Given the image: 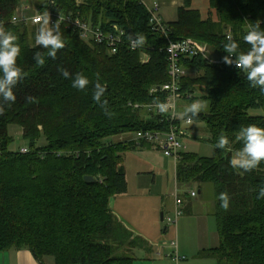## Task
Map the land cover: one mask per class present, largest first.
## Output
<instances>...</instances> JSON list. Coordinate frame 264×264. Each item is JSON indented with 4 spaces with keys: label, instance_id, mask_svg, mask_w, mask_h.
Here are the masks:
<instances>
[{
    "label": "trees",
    "instance_id": "obj_1",
    "mask_svg": "<svg viewBox=\"0 0 264 264\" xmlns=\"http://www.w3.org/2000/svg\"><path fill=\"white\" fill-rule=\"evenodd\" d=\"M21 3L0 0V22L18 37L17 64L24 71L14 88L15 103L5 105L0 115V264L11 250L29 251L38 264H133L134 259L121 252L136 243L120 227L110 201L128 192L126 153L148 145L137 146L134 134L168 131L163 116L145 107L156 98H167L162 92L151 93L170 80L162 51L167 41L151 32L149 14L138 0H41L34 3L38 12L80 17L106 33L124 31L126 41L137 32L147 37L142 49L124 45L111 55L105 45L86 42L79 31L61 24L65 47L52 59L47 49L35 45L39 26L12 23ZM194 6V0H184L177 19L165 21L170 37L206 45L217 58L228 55L223 50L228 35L246 51L250 45L243 36L249 26L260 21L264 29V0H208L205 18ZM38 51L45 56L42 67L33 58ZM59 67L73 76L83 73L88 88H73ZM185 67L191 75L181 83L182 101L191 104L203 93L199 100L207 108L193 121L206 123L213 148L212 157L182 154L176 169L179 187H196L202 195L207 186L214 189L220 245L201 255L218 264H264V199H256L264 186V162L240 174L229 163L232 152L215 147L224 134L230 148L239 149L240 127H264V94L232 66L220 68L194 59ZM97 73L107 85L111 118L92 99ZM29 96L38 102L28 103ZM11 127L22 132L27 154L12 149ZM122 136L128 140L113 142ZM90 176L95 183L85 180ZM221 192L230 197L227 210L220 206Z\"/></svg>",
    "mask_w": 264,
    "mask_h": 264
},
{
    "label": "clouds",
    "instance_id": "obj_2",
    "mask_svg": "<svg viewBox=\"0 0 264 264\" xmlns=\"http://www.w3.org/2000/svg\"><path fill=\"white\" fill-rule=\"evenodd\" d=\"M30 19L32 23L40 25L35 35V45L47 49V56L55 59L57 52L65 47L59 20L55 24H50L51 17L48 12ZM128 40L130 47L137 49L146 44L147 37L143 33L137 32L129 34ZM17 41L18 37L11 30H7L3 22H0V115L5 113V105L10 106L15 103L14 88L24 78V71L17 64V60L21 55V47ZM243 41L250 45V48L246 51L240 49L239 42L233 39L231 35L227 36V42L223 45V50L228 55L222 58L223 62L229 66L234 65L243 72L251 87L258 88L260 93L264 94V29L260 27V21L249 26L243 36ZM177 48H179V45L171 43L168 51L175 53ZM232 57H235V59H232ZM33 58L37 65L44 66L46 62L44 54L38 51ZM58 71L63 78L70 79L71 86L77 90L84 91L90 84L88 77L83 73H76L73 76L63 67H59ZM96 75L97 81L92 88V99L100 105L104 114L111 118L113 113L109 111L108 101L105 99L107 85L100 83L99 74ZM27 102L35 103L38 101L35 97L29 96ZM151 107H154L160 114L171 112L173 118L178 115L191 124L194 117L206 110L207 103L197 99L177 113L175 111V98L170 96L165 101L156 98ZM236 140L242 144V147L234 151L230 148L229 138L224 134L218 137L215 144L218 149L232 152L229 163L233 169L241 170L240 174H243L256 169L264 162V127L255 124L242 126L237 131ZM218 199L221 202V208L227 210L230 206L228 193L221 192ZM256 199H264V186L259 188Z\"/></svg>",
    "mask_w": 264,
    "mask_h": 264
},
{
    "label": "rangeland",
    "instance_id": "obj_3",
    "mask_svg": "<svg viewBox=\"0 0 264 264\" xmlns=\"http://www.w3.org/2000/svg\"><path fill=\"white\" fill-rule=\"evenodd\" d=\"M41 0H22L21 6L28 5L32 7V11L30 14H35V4L36 2ZM158 1V0H157ZM163 4L161 6L160 15L162 18L167 21H175L178 16V6H173L171 4L172 1H177L180 4L184 3V0H160ZM160 1H158L160 3ZM161 5V3H160ZM194 7L199 9L202 13V16L205 18L208 15V0H194ZM191 75V74H190ZM195 76V74H193ZM203 96V93L198 92L196 94V98L200 99ZM187 105L183 101H179V112L183 110V108ZM180 118V117H179ZM180 121L185 126V120L180 118ZM185 135H189V138L183 139L181 138L185 149V153H194L198 154L202 157H212L213 156V148L210 145L209 133L207 131V126L205 122H197L193 121L190 127V132L183 130ZM10 134L14 138V143L12 144V149L14 151H21L23 148H27L28 144L25 142L22 136V132L11 127ZM128 140L127 136H122L121 138H116L113 140L114 143ZM124 164L126 166L127 173V182H128V192L126 197L131 200V213L137 215L140 213L138 219H144L147 221H152L154 218L158 220L161 226L162 234L166 238L165 241H161L160 243L155 245V251L160 250V252L164 251V253L170 254L173 249L171 247V242L177 241V237L174 234V226H169L167 223L168 218L174 219V202L176 191L181 198L184 199L185 202H189L190 200L196 202H207L203 207L205 209L210 208L211 201L214 200V189L213 187L207 186L204 194L201 196L197 195L196 199H192L189 196V193L195 191L197 194L199 190L194 187V189H186L185 191L182 188H178L176 183V164L171 159H167L163 153H161L155 147L153 148L150 145H145V147H140L135 150H131L126 153L124 157ZM124 200V199H120ZM127 200V199H125ZM158 209V212H156ZM164 214V221L161 220V215ZM185 214L183 215V217ZM181 217L178 223L181 222ZM213 224V225H212ZM178 225V224H177ZM211 225L213 226V230L217 232V220L212 218ZM169 227L171 230L169 233L164 234V229ZM122 232V231H121ZM123 238L126 239L127 236L122 232ZM179 241V238H178ZM138 245L141 241H136ZM127 248V247H125ZM130 248V247H128ZM138 255V254H137ZM2 259V258H1ZM194 260V257L190 258V260ZM213 264H218L216 260H213Z\"/></svg>",
    "mask_w": 264,
    "mask_h": 264
},
{
    "label": "built area",
    "instance_id": "obj_4",
    "mask_svg": "<svg viewBox=\"0 0 264 264\" xmlns=\"http://www.w3.org/2000/svg\"><path fill=\"white\" fill-rule=\"evenodd\" d=\"M140 4L147 10L150 19V28L153 34L159 35L163 37L167 41V45L162 49L163 52L166 53L168 64H169V82L164 84L162 87L158 89L152 90V94L157 92L165 93L167 98L174 97L176 109L175 111L178 113L179 111V101L183 100V96L181 94V83L182 81L189 76V70L185 67V62L194 59H201L205 62L223 68L225 66H229L223 62L222 58H217L212 55L209 48L206 45L197 43L193 40L185 39V40H173L170 37V28L163 20L160 15L161 5L156 0H138ZM51 20L50 24H55L57 20H59V24L65 25L67 29H72L75 31H79L80 37L82 40L86 42H94L99 45H105L111 55L117 54L119 48L121 46L127 45L130 47V42L125 40V32L119 31L117 33H106L101 28L92 27L91 24L82 20L80 17H73L71 15H64L62 13H52L48 12ZM41 12H36V14L32 17L42 15ZM30 17V18H32ZM30 18H20L16 15L12 19L13 24L20 23L25 21L30 23L33 26H40L39 24H34L31 22ZM14 21V22H13ZM77 22H79L77 24ZM171 43H175L179 45V48L175 50V53L169 52L168 47ZM131 48V47H130ZM147 48V47H146ZM132 49V48H131ZM142 49V47L137 49H132L133 51ZM151 50V49H150ZM232 59H235L232 57ZM232 67L236 68L234 65ZM237 69V68H236ZM166 98V99H167ZM153 104V103H152ZM145 106L149 111L155 112L157 115L163 116V120L169 124V128L167 132L161 131H139L134 134L133 141L137 146H141L142 144H148L163 153L166 158H169L177 163L181 160V155L184 154L185 146L181 140L184 136L183 126L180 121L179 116L177 115L175 118L169 114H160L158 111L151 107V105ZM135 108H140L142 106L135 105ZM187 125H191L187 122ZM193 122V121H192ZM21 152L27 154L29 150L27 148L21 149ZM177 194V193H176ZM191 198H196L197 193L192 191L189 193ZM183 199L177 194L176 195V209L174 211L175 218H168L167 223L169 226L176 227L179 219L183 215ZM171 246L175 249V253L171 256L172 260L179 263L186 260V257L181 256L178 252V243L177 241H172Z\"/></svg>",
    "mask_w": 264,
    "mask_h": 264
},
{
    "label": "crops",
    "instance_id": "obj_5",
    "mask_svg": "<svg viewBox=\"0 0 264 264\" xmlns=\"http://www.w3.org/2000/svg\"><path fill=\"white\" fill-rule=\"evenodd\" d=\"M160 3L161 6H163L161 1ZM171 4L173 6H178V7H181L183 5L177 1H172ZM31 11H32V7L28 5H24L18 9L17 15L20 18H30L36 14L37 10H35V14H30ZM163 20L167 21L165 20V18ZM167 22H171V21L169 20ZM190 74L191 72L189 73V75ZM191 125H187L185 123V126L183 128V130H186V132L188 131V134L190 132ZM187 138H189V135L184 134L183 139H187ZM182 189L184 191L186 190L185 188ZM126 195L127 194L112 198L110 201V208L112 209L114 215L116 216L118 223L120 224V227H122V229L129 235V241L131 243L133 242L136 243L137 240L141 241V243L135 245L134 248L130 246H129L130 248H128L127 245L126 246L127 248L122 249L121 254L132 257L134 259L133 264H213L214 263L211 262L215 260L214 258L201 255V253H203L204 251L216 249L220 245V237L218 234V230L217 232L213 230V226H212L213 224L211 225V221L212 218H214V211H215L214 201H211L212 204H210L211 206L209 209H205L203 205L207 204V202L202 203V202H198V201L194 202L190 200L187 203L182 198L184 202L182 210H183V215L185 214V216L183 217L182 215L183 218L181 222L178 223L176 227H174L175 228L174 234L177 237L178 252L181 256L186 257V260L177 263L173 261L171 258V256L175 253V249L172 246H171L173 249L172 253L167 255H165L166 253H164V251L160 252V250L158 251L154 250L155 245L160 243L161 241H165L164 238H166L162 234L161 226L159 224L160 222L158 220H155V218L152 221L150 220L147 222L144 219H138L140 213H137V215L131 213L130 211L131 200L129 198H123L126 197ZM197 195L201 196L202 194L198 192ZM196 198H192V199H196ZM120 199H124V200H120ZM175 209H176V198L174 202L173 211H175ZM156 212H158V209ZM170 230L171 229L167 227L166 232L164 229V234L169 233ZM192 257H194V260L193 259L190 260V258ZM1 264H38V262L34 259V257L29 251L11 250L3 254L1 259Z\"/></svg>",
    "mask_w": 264,
    "mask_h": 264
},
{
    "label": "water",
    "instance_id": "obj_6",
    "mask_svg": "<svg viewBox=\"0 0 264 264\" xmlns=\"http://www.w3.org/2000/svg\"><path fill=\"white\" fill-rule=\"evenodd\" d=\"M85 180L87 181V182H89V183H95L96 182V180H95V178L94 177H85ZM199 193H201V191H199ZM161 220L162 221H164V216H163V214H162V216H161ZM167 231V228H165V232Z\"/></svg>",
    "mask_w": 264,
    "mask_h": 264
}]
</instances>
